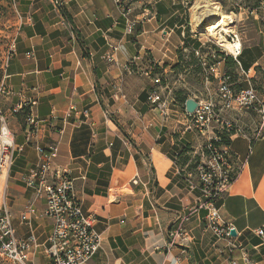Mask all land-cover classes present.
I'll list each match as a JSON object with an SVG mask.
<instances>
[{"label": "crops", "instance_id": "obj_1", "mask_svg": "<svg viewBox=\"0 0 264 264\" xmlns=\"http://www.w3.org/2000/svg\"><path fill=\"white\" fill-rule=\"evenodd\" d=\"M11 1L17 26L11 53L1 65L0 110L22 149L9 169L4 201L17 237L30 232L37 236L35 264L53 263L46 252L51 219L43 215L45 202L35 199L23 182L39 161L35 143L57 144L55 165L74 179L82 210L96 217L102 247L82 264H245L242 251L264 264V234L255 232L264 227V124L258 108L227 112L240 129L230 140L238 172L216 202L236 230L228 241L213 234L202 208L189 212L200 192L189 189L187 174L193 170L186 165L197 156L200 160L203 136L189 128L177 95L167 98L166 116L148 101L150 90L158 87L159 93L163 85L154 82L153 73L145 74L151 66L171 84L189 78L195 66L199 74L207 70V54L212 62V52L202 49L196 32L188 29L185 0L134 1L129 17L139 21L130 34L113 0H61L59 6L53 0ZM242 1L248 9L234 13L244 25L239 64L229 56L221 69L231 71L235 89L252 85L260 107L264 0ZM110 45L117 50L109 60ZM179 49L189 52L195 63L183 65ZM179 62L180 72L175 68ZM213 78L214 89L208 93L215 96ZM31 99L36 100L33 111L41 122L26 143L28 128L19 112L10 110ZM31 204L34 213L22 219ZM184 213H190L185 223L190 237L170 242V226ZM0 264L11 263L0 259Z\"/></svg>", "mask_w": 264, "mask_h": 264}, {"label": "built area", "instance_id": "obj_2", "mask_svg": "<svg viewBox=\"0 0 264 264\" xmlns=\"http://www.w3.org/2000/svg\"><path fill=\"white\" fill-rule=\"evenodd\" d=\"M136 0H113L126 19L125 33H132L138 18H130L133 10V2ZM219 6L228 5L229 12L234 13L247 6L242 0H212ZM61 0H53L55 6H59ZM248 9V8H247ZM254 13L253 10L248 11ZM141 19L146 20V15ZM226 40L233 47L230 51L219 46L218 50L211 53L212 62L208 65V74L215 77L217 81L216 95L207 93L205 97H195L196 108L193 112H188L183 102L184 112L187 117L189 128L197 129L203 136L205 143L201 148V157L194 171L187 174L188 187L191 190L199 189V200L195 207L189 212L202 208L205 211L204 221L218 238H233L232 230H235L231 221H226L216 202L223 198L228 186L236 176L238 167L236 156L230 149V143H224V139L231 140L232 135L238 133L240 129L228 116L227 112H237L256 109L261 114L264 124V105L256 107L255 103H261L257 90L249 85L245 88L235 89L234 76L227 70L221 69L222 60L230 56L237 64L238 57L242 51L241 37L234 32L225 34ZM110 53L106 58L111 59L112 53L116 51V46L110 45ZM218 51L220 54L215 55ZM146 71V75L153 73L154 82L160 84L159 72ZM127 69L130 70L129 65ZM148 101L153 107L158 108L163 116L168 112V100L161 98L158 87L152 88L149 92ZM36 104L35 99L18 102L11 108V112L16 114L21 110L25 113V125L28 128L25 138L26 143L31 142L32 135L37 132L41 120L33 111ZM39 161L29 168L23 176L24 185L32 189L35 199H42L45 202L43 215L51 219V232L46 239V252L52 260V264H82L90 260L102 247L101 234L94 228L96 217L92 213H85L82 210L81 202L75 194L74 179L63 167L55 165L57 156V144H49L43 147L40 144L34 145ZM22 149L21 144L14 141L13 134L6 123V117L0 110V259L9 261L11 264H35L33 253L37 247V236L30 232L25 237H17L12 225V216L8 206L4 201L7 189V179L9 169L14 161L17 151ZM35 211L33 204L28 206L21 214V218L26 220L25 214H33ZM190 213H184L176 219L170 226V242L184 241L190 237V233L185 227ZM236 231V230H235ZM257 235L264 234V227L256 231ZM241 258L245 264H256L246 252H241ZM235 263V260L233 261Z\"/></svg>", "mask_w": 264, "mask_h": 264}, {"label": "rangeland", "instance_id": "obj_3", "mask_svg": "<svg viewBox=\"0 0 264 264\" xmlns=\"http://www.w3.org/2000/svg\"><path fill=\"white\" fill-rule=\"evenodd\" d=\"M194 0H185L186 2V14L189 19L190 26H188L189 31L191 32H196L197 37L199 39L200 47L204 49L205 51H210L211 53L213 50H218L219 46L217 43H215L211 39L210 36L208 37V34L205 32L204 29L202 30H197L193 24V17H192V12H193V2ZM214 2L212 0H202V2ZM219 5L218 3H214ZM222 11H224L226 14H230L229 12V6L226 4H223L220 6ZM235 17V16H234ZM16 13H15V8L12 5L11 0H0V77L2 73V63L6 59V57L11 53V45L13 42V35L15 31L16 25ZM208 21L204 20L202 21V24H205L202 28H205L209 25ZM233 28L232 31H235L238 36L241 37V43H242V30L244 25L241 23H237L236 17L235 21L233 22ZM216 41V40H215ZM220 54L218 51L215 52V55ZM210 54H207L206 57H203L205 62L207 63V67L209 64V56ZM182 56V62H184V65H187L189 63H192L191 60L192 58L190 57L189 52H183L181 54ZM203 56V55H202ZM181 68L179 72L182 70ZM195 68H193L194 70ZM208 68L207 70H202L201 74H199L198 70L192 71L191 74L189 75V78H179L177 82H173L169 84V78L167 76H164L160 74V84L162 83L161 89H159V93L161 94V98L167 99L170 97H173L174 95L180 96V95H186V96H199V97H205L210 90L214 89V83L211 82L214 80L213 76L211 74H208ZM200 75H202L203 79H201ZM183 76V75H182ZM167 83L168 86H165V83ZM165 86V87H164ZM168 88L171 89V91L168 92ZM184 108V107H183ZM205 143V140L203 139V143L201 144L200 148H202L203 144ZM198 153L200 155L201 149L198 150ZM199 162V156H197L196 159L192 160L191 165H197ZM194 171V170H193Z\"/></svg>", "mask_w": 264, "mask_h": 264}, {"label": "bare ground", "instance_id": "obj_4", "mask_svg": "<svg viewBox=\"0 0 264 264\" xmlns=\"http://www.w3.org/2000/svg\"><path fill=\"white\" fill-rule=\"evenodd\" d=\"M193 12L192 24L197 30L204 29L205 32L210 36L211 39L217 45L222 46L223 48H227L230 51L233 47L229 44V42L225 38V34L232 31L233 22L235 21V17L230 13L226 14L222 11L221 7L214 2H202V0H194L193 1ZM208 21L209 25L205 28H202L205 24H202V21ZM207 23V24H208Z\"/></svg>", "mask_w": 264, "mask_h": 264}, {"label": "trees", "instance_id": "obj_5", "mask_svg": "<svg viewBox=\"0 0 264 264\" xmlns=\"http://www.w3.org/2000/svg\"><path fill=\"white\" fill-rule=\"evenodd\" d=\"M196 45H198V44H196ZM184 46H187V43H185V45ZM182 49H179V55H178V57H179V60H181V62H182V56H181V54H182V51H181ZM190 57L192 58V60H191V62L192 63H189V64H194L195 62L193 61V56L190 54ZM225 59H231L229 56H226L225 57ZM183 63V65H184V62H182ZM186 66V65H185ZM175 68H179V70L181 69V68H183L182 67V65H181V63L179 62V64H177L176 66H175ZM195 70H198L199 71V66H195V69H194V71ZM228 70V69H227ZM228 72H230L231 73V71H229L228 70ZM188 97L186 96V95H180V96H176V99H177V101H178V103L179 104H182V107H183V102L187 99ZM25 113H26V111H24V110H21V112H19L18 113V118H19V120L21 121V123L22 124H25ZM224 143H230V140L229 139H224ZM182 153H184L185 151L184 150H182L181 151ZM182 153H178L177 154V156H179L180 157V155L182 156ZM183 162L182 163H186V160H185V157H183ZM184 164H182V165H184ZM182 167V166H181ZM186 167H187V169L188 170H194L195 168H196V165H194V166H192L191 164H188V165H186Z\"/></svg>", "mask_w": 264, "mask_h": 264}, {"label": "water", "instance_id": "obj_6", "mask_svg": "<svg viewBox=\"0 0 264 264\" xmlns=\"http://www.w3.org/2000/svg\"><path fill=\"white\" fill-rule=\"evenodd\" d=\"M195 106H196V101L193 98H187L185 100V107H186L188 112H193L195 110V108H196ZM231 234L235 235L236 231L232 230Z\"/></svg>", "mask_w": 264, "mask_h": 264}]
</instances>
